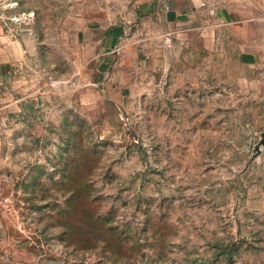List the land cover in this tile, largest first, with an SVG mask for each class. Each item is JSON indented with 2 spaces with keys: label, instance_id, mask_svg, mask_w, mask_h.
I'll use <instances>...</instances> for the list:
<instances>
[{
  "label": "rangeland",
  "instance_id": "rangeland-1",
  "mask_svg": "<svg viewBox=\"0 0 264 264\" xmlns=\"http://www.w3.org/2000/svg\"><path fill=\"white\" fill-rule=\"evenodd\" d=\"M134 18L128 0H0L23 52L0 87V264H264L256 75L239 44L175 39L156 64L128 54L113 93L86 83L88 32L130 22L140 42Z\"/></svg>",
  "mask_w": 264,
  "mask_h": 264
},
{
  "label": "crops",
  "instance_id": "crops-1",
  "mask_svg": "<svg viewBox=\"0 0 264 264\" xmlns=\"http://www.w3.org/2000/svg\"><path fill=\"white\" fill-rule=\"evenodd\" d=\"M128 1L135 14L133 23L146 29L145 40L139 42L131 37L130 22L90 30L88 45L81 54L86 83L103 85L113 93L115 83L121 82L122 70H126L123 67L128 54L138 50L145 53L147 64H156L163 55V44L178 39L183 44L192 42L199 51L203 47L219 54L239 44L240 64L256 75L264 92V0ZM159 25L162 33L148 28ZM22 59L19 44L0 21V87L10 83Z\"/></svg>",
  "mask_w": 264,
  "mask_h": 264
}]
</instances>
